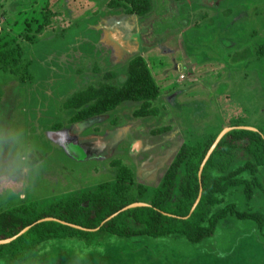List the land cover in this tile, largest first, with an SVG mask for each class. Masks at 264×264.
Instances as JSON below:
<instances>
[{
	"label": "rangeland",
	"instance_id": "rangeland-1",
	"mask_svg": "<svg viewBox=\"0 0 264 264\" xmlns=\"http://www.w3.org/2000/svg\"><path fill=\"white\" fill-rule=\"evenodd\" d=\"M263 44L264 0H0V117L26 128L46 161L32 187L0 193V213L45 210L99 190L147 204L168 178L174 198L182 146L236 126L264 135ZM136 56L156 86L153 113L140 115L142 102L127 100L78 121L93 101L76 106L75 96L102 84L120 88ZM116 130L122 134L107 151L98 142L80 148L79 140ZM65 138L82 159L68 155ZM229 172L237 183L208 197L198 226L229 204L252 217L218 220L199 242L179 231L152 238L94 229L0 264H264V170L236 160Z\"/></svg>",
	"mask_w": 264,
	"mask_h": 264
},
{
	"label": "trees",
	"instance_id": "trees-1",
	"mask_svg": "<svg viewBox=\"0 0 264 264\" xmlns=\"http://www.w3.org/2000/svg\"><path fill=\"white\" fill-rule=\"evenodd\" d=\"M145 11L142 9L138 13L142 15ZM257 53L264 54V44L258 47ZM121 83L120 88L102 84L77 94L76 106L93 101L79 111L78 121L105 113L127 100L142 102L141 109L146 113L140 115L153 113L148 110V102L155 99L156 86L140 56L129 61ZM230 128L212 149L201 171L200 166L218 133L194 146L180 148L174 165L183 163V175L174 198V185L168 178L150 203L122 211L138 201L99 190L53 204L45 210L25 205L0 213V241L13 238L0 243V260L6 256L21 260L25 252L47 240L88 235L94 229L120 237L152 238L179 231L189 240L199 242L212 234L218 220L230 216L235 219L252 217L229 204L209 214L206 227L198 226L205 217L203 206L208 197L237 183L234 174L229 172L233 162L250 160L264 170V135L242 127ZM63 144L68 155L82 159V151L70 139L65 138ZM124 171L126 169L121 168L119 174Z\"/></svg>",
	"mask_w": 264,
	"mask_h": 264
},
{
	"label": "clouds",
	"instance_id": "clouds-1",
	"mask_svg": "<svg viewBox=\"0 0 264 264\" xmlns=\"http://www.w3.org/2000/svg\"><path fill=\"white\" fill-rule=\"evenodd\" d=\"M39 152L26 128L0 117V193L16 196L35 184L46 165Z\"/></svg>",
	"mask_w": 264,
	"mask_h": 264
},
{
	"label": "water",
	"instance_id": "water-1",
	"mask_svg": "<svg viewBox=\"0 0 264 264\" xmlns=\"http://www.w3.org/2000/svg\"><path fill=\"white\" fill-rule=\"evenodd\" d=\"M230 129H231V128L225 129V130L221 131V132L218 134L216 140L214 141L213 145L211 146V148L209 149L208 153L206 154V156H205V158H204V160H203V162H202V164H201V166H200L199 171H201V168H202V166L204 165V163H205V161H206L208 155L210 154V152L212 151V149L215 147V145L217 144V142L219 141V139H220V138H221V137H222L227 131H229ZM246 129H249V128H246ZM107 139H109V140H107ZM107 139H101V138H98V137H88V138H84V139L79 140L78 143H79V145L81 146V148H82L84 151H86L87 149L92 148V146H93L96 142H98V143H99V146L96 147V148H97L98 150H100L99 148H101V147H107L110 143L113 142V139L111 138V136H109ZM96 148H95V149H96ZM197 201H198V199L196 200L195 204L197 203ZM195 204H194V206H195ZM140 205H144V204H137V203H134V204H131V205H129V206H127V207L121 209L120 211L125 210L126 208H129V207L140 206ZM192 209H193V208H192ZM115 214H116V213H115ZM115 214H113L112 216H114ZM112 216H110L109 218H111ZM109 218H108V219H109ZM24 230H25V229H24ZM24 230H23V231H24ZM12 239H13V238H11V239H7V240H4V241H0V243L8 242V241H10V240H12Z\"/></svg>",
	"mask_w": 264,
	"mask_h": 264
},
{
	"label": "bare ground",
	"instance_id": "bare-ground-1",
	"mask_svg": "<svg viewBox=\"0 0 264 264\" xmlns=\"http://www.w3.org/2000/svg\"><path fill=\"white\" fill-rule=\"evenodd\" d=\"M117 35L119 36V34L117 33ZM120 37V36H119ZM92 121H86V122H84V123H82V124H80V126H78V129L79 130H81L83 127H85L87 124H90ZM77 129V130H78ZM120 131H123V130H120ZM119 130H116L114 133H111L110 134V136H111V138L113 139V142L112 143H114V142H117L118 141V139H119V137L121 136V134L119 133L120 132ZM76 133V132H75ZM107 140H109V139H107ZM81 148V147H80ZM101 148H103V147H101ZM107 149H108V147H106V151H107Z\"/></svg>",
	"mask_w": 264,
	"mask_h": 264
}]
</instances>
